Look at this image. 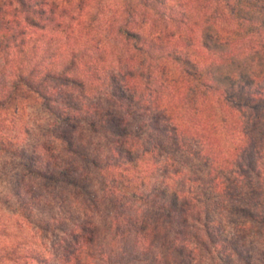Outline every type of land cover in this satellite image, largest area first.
Listing matches in <instances>:
<instances>
[{
	"label": "trees",
	"instance_id": "obj_1",
	"mask_svg": "<svg viewBox=\"0 0 264 264\" xmlns=\"http://www.w3.org/2000/svg\"><path fill=\"white\" fill-rule=\"evenodd\" d=\"M124 1L130 16L149 9L155 17L146 34L128 21L113 31L128 47L133 65L110 77L112 85L91 62L81 60V52H74L60 70L39 75L34 67L14 74L10 97L26 88L40 98L55 118L53 143L62 148L57 156L48 150L45 171L32 157L25 166L50 184L67 185L84 215L81 220L72 219L74 213L51 217L52 225H73L63 231L58 256L39 264H197L202 252L213 262L217 258L220 264H230L220 239L225 236L224 218L234 214L232 202L258 198L254 209L237 208V220L264 233V129H258L261 122L264 127V117L256 115L253 131H246L237 129L235 113V96L264 80V0H214L215 13L221 5L229 11L236 26L232 32L215 14L195 20L189 17L193 11L168 6L165 0ZM199 4L196 14L209 10L206 3ZM70 16L73 21L71 9L55 2L0 0V52H6L9 62L13 50L27 52L32 35L41 30L75 36ZM187 25L198 27V40L183 28ZM198 48L219 55V60L204 64L191 52ZM167 60L179 67L175 77L158 65ZM95 92L92 105L76 104ZM258 96L264 100L261 90ZM251 97L253 101L255 95ZM57 104L64 105L61 113L55 111ZM80 121L106 134L109 155L92 158L93 153L84 151L89 140L74 125ZM242 133L244 138L239 137ZM224 135L239 137L233 151L223 145ZM180 152L206 165L211 179L215 175L205 203L201 192L187 187L190 169L178 166ZM78 159L91 162L95 175L80 173ZM153 166L159 170L154 178ZM225 173L232 175L229 181L233 177L230 186ZM95 179L112 202L108 229L97 225L101 207L93 191ZM244 254L239 258L245 264H264V254L253 263Z\"/></svg>",
	"mask_w": 264,
	"mask_h": 264
},
{
	"label": "rangeland",
	"instance_id": "obj_2",
	"mask_svg": "<svg viewBox=\"0 0 264 264\" xmlns=\"http://www.w3.org/2000/svg\"><path fill=\"white\" fill-rule=\"evenodd\" d=\"M165 1L168 6L175 5L177 8H183V11H193L189 13V17L195 20L215 14L216 17H221V24L227 31L232 32L236 28L229 17V11L222 5H219L220 9L215 13L217 5L214 0H187V5L180 0ZM46 2H55L60 7L71 9L75 19L71 21L70 16L68 21L75 26V36L59 31L41 30L32 35L33 42L29 45L27 52L17 53L13 50L9 56V62L6 60V52H0V99L2 101L0 104V264H39L41 259L54 260L55 255L59 254V241L64 229H70L73 224L65 221L66 224L60 222L52 225L51 217L66 218L67 215L74 213L72 219L81 220L84 216L81 213L83 211L79 207L80 204H73L74 199L71 197L73 190L64 183L53 185L49 183V180L35 174L31 175L25 166L31 163L32 157L38 169L45 171L48 163L45 157L47 153L54 151L52 155L57 156L61 154L59 151L62 148L53 143L56 130L55 118L40 98L26 88H21L10 97L15 81L14 74L16 71H30L34 67L38 68L39 75L48 70H60L74 52H81L83 54L81 60L91 62L107 84L112 85L110 77L118 75L121 68L133 65L130 62L131 53L128 54V47L113 31L128 21L131 26L146 34L151 29V23L155 17L149 9H146V12H140L139 15L130 16L125 12L124 0H46ZM201 2L206 3L209 10L198 15L199 12L196 14L195 10L200 8ZM134 3L137 4V0H134ZM188 25L183 28L189 36L198 40L201 36L200 30L198 27L190 29ZM199 48L191 52L204 64L219 60V55L214 56ZM159 64L164 67L169 76L175 77L179 74V67L172 61H159ZM260 90L264 94V80L253 90L235 96L238 105L235 113L240 122L237 129L253 131L256 115L264 117V100L258 96ZM95 94L96 92L90 94L92 99L83 97L75 102L78 105L82 103H85V106L92 105ZM251 94L255 95V99L253 98L255 102L251 101ZM144 95L140 93L139 98L142 101H144ZM66 96L69 97V95ZM55 98L58 102L60 101L58 96ZM63 106V104H57L55 111L61 113ZM138 120L141 121V118ZM138 120L135 123H139ZM262 123H259V130L264 129ZM74 125H77L76 129L80 135H84L89 140V142L86 141L84 148L88 155L93 153L92 158H95L97 155L105 156L109 153L110 143L104 132L101 130L95 132L83 121L75 122ZM258 135L261 138V132ZM239 137L244 138L245 134L242 133ZM239 137L223 136V145L227 151H233L236 148ZM261 143L262 141L259 142L260 145ZM184 154L186 153H177L178 166L183 168L184 164L186 169H190V175H185L188 179L187 187H193L195 191L201 192L205 203L212 195L211 183L215 175L211 179L206 165ZM147 160L150 159L147 158ZM77 162L79 168H82L80 173L87 171L95 175L96 170L91 162H83L79 159ZM153 167L155 169L151 176L154 178L159 175V170ZM223 176H226L230 186L233 177L231 181L229 179L232 175L225 173ZM195 180H199V183L195 184ZM99 181L95 179L94 188L92 187L98 194L101 207L96 221L99 227L108 229L112 202L102 193L103 186ZM81 198L79 196L77 199ZM252 199L253 196H249L245 202H232L231 209L233 208L234 214L229 212L230 215L224 218L222 227H218L225 231V236L220 239V247L223 250L227 249L230 264H245L239 258L241 252H245L244 255L252 263L262 260L260 255L264 254V233L259 231L260 228L257 230L251 224L237 220L238 207L254 209L253 205L257 203L258 198L254 201ZM214 261L207 253L202 252L197 264H220L219 259L216 258Z\"/></svg>",
	"mask_w": 264,
	"mask_h": 264
}]
</instances>
